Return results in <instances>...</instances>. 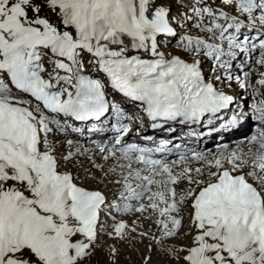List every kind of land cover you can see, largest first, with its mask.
I'll use <instances>...</instances> for the list:
<instances>
[{
	"label": "snow or ice",
	"instance_id": "6c2138e0",
	"mask_svg": "<svg viewBox=\"0 0 264 264\" xmlns=\"http://www.w3.org/2000/svg\"><path fill=\"white\" fill-rule=\"evenodd\" d=\"M256 52L264 67V0H0V264H90L102 235L136 231L117 216L148 212L159 243L180 232L185 210L194 234L177 250L184 264H264V72L248 63ZM244 53L248 70L235 75ZM234 83L251 89L250 115L232 111L240 105L225 88ZM144 117L153 128L220 121L225 131L248 118L254 131L215 153L127 142ZM86 132L114 133L91 141L113 161L98 180L119 185L112 199L72 171L92 152L72 139Z\"/></svg>",
	"mask_w": 264,
	"mask_h": 264
},
{
	"label": "rangeland",
	"instance_id": "374dc122",
	"mask_svg": "<svg viewBox=\"0 0 264 264\" xmlns=\"http://www.w3.org/2000/svg\"><path fill=\"white\" fill-rule=\"evenodd\" d=\"M174 46L175 41H173V48ZM172 50V48L167 49V51ZM255 55H258V52H256ZM245 59L243 60V64L241 66H243V70L247 71L248 67L245 64ZM209 63L210 62L206 60L205 64ZM248 63L255 68H258L260 72H263V67L256 65L254 63L253 57H248ZM207 66V69H209L210 65ZM256 76H258V74L256 72H253L251 77L255 79ZM260 91L264 92L263 89H260ZM250 94L252 95V92ZM253 123L254 122L251 120L248 126V133L251 132ZM61 138L62 137L59 136V140H62ZM76 140L80 141L79 138ZM84 147L89 148L90 146L85 143ZM65 150L66 145L59 146L58 148V151L60 152H63ZM92 152L87 156H81L80 162L75 168H72L74 174L80 173L82 171L81 165L86 168V163L88 162L89 158L90 161L91 158H96L97 155L95 156V153H98V149L94 148ZM105 161L110 162L111 159H102L100 162ZM99 166L103 168L105 165L99 163ZM69 167H71V165H69ZM101 168H95L92 170L90 169V172H88L89 179H85L84 172H81L80 181L88 187H99L100 189H103L109 197H113V194L118 191L119 185H115L108 181H105V183L103 184L98 183L99 178L103 175V173L100 172ZM92 176H95L97 179L92 180ZM188 211L189 210H185L182 213L184 216L183 225L185 227L180 230L182 234H180V236L176 235L175 237L165 239L160 243H157V241L160 240L161 232L153 222L155 217H152L151 219H145V217L149 216V213L146 212L143 215H141L140 213H134L125 215L123 217L117 216V219H123L126 223L129 224L130 227H135L136 231L130 232V234L122 241L111 239L107 235H102L98 242L100 246L97 248V251L91 258L90 264H184L183 256L185 255V253L178 252L177 250L191 245V236L186 235V233L192 231L194 234V230L191 229L189 225ZM106 221L108 222V224H111V217L107 218ZM133 221H135V224H133ZM110 230L111 229H109V231ZM141 232H145L147 234L141 236ZM111 248L116 249L115 255H113L110 251Z\"/></svg>",
	"mask_w": 264,
	"mask_h": 264
},
{
	"label": "bare ground",
	"instance_id": "6f19581e",
	"mask_svg": "<svg viewBox=\"0 0 264 264\" xmlns=\"http://www.w3.org/2000/svg\"><path fill=\"white\" fill-rule=\"evenodd\" d=\"M205 64V63H204ZM208 66H206L205 67V69L208 71ZM232 72H233V74H235V75H241V68L239 67V68H237V67H235V68H233V70H232ZM206 74H207V72H206ZM234 87V86H233ZM129 107V106H128ZM131 111L133 110L132 108L130 109ZM139 122H137L136 124H134V125H137ZM248 129H247V126L243 129V131H247ZM95 134V133H94ZM93 134V135H94ZM91 134H87V133H85V136L83 137V138H81V137H78V136H76V135H72V139H74V140H76V139H80V142H81V144H82V141H84L87 137H89ZM113 136V133H111V132H108V136L106 137V138H111ZM62 138L61 139H64V137L63 136H61ZM106 138H102V137H96V141H98V142H103ZM241 138H243V137H241ZM57 140H59V136L56 138ZM244 141V139H241V140H234V141H231V142H234L235 144L236 143H239V142H243ZM224 142V141H223ZM230 143V142H229ZM222 144H228V143H221V144H218V145H222ZM230 145L229 147L230 148H235L236 147V145ZM92 148L91 149H94L93 147H96V145L94 144V145H92L91 146ZM216 152V150H214L213 151V153H215ZM93 153V152H92ZM97 155V156H96ZM95 156H96V158H91V161L92 160H94L95 161V163L97 164V165H99V163H102V165H105L103 168H101V169H103V171H106L107 169H108V167H110L111 165H112V163H113V161L111 160L110 162H108V161H105V162H100L101 160H102V154H100V152L98 151V153L96 154L95 153ZM89 157V156H88ZM88 157H86V158H88ZM78 160H79V162H80V160H81V157H80V159L78 158ZM110 160V159H109ZM91 161H90V158H89V160H88V162L86 163V168L87 169H95L96 167H93L92 166V163H91ZM106 163H107V166H106ZM197 165L194 163L193 164V167H196ZM100 169V172L101 173H103V171ZM214 170V169H213ZM205 171H207V170H205ZM81 172H84L83 170L81 171ZM80 172V173H81ZM181 187H179L177 190L179 191L180 189H182L183 187H185L186 186V182H184V183H182L181 185H180ZM146 213V212H145ZM148 213V212H147ZM144 217V216H143ZM117 220H119V219H117ZM183 228H185L184 227V225H183V227H182V229ZM181 229V230H182ZM180 234H182V232H179L177 235H179L180 236ZM135 238V237H134ZM160 242H163V241H160ZM159 242V243H160Z\"/></svg>",
	"mask_w": 264,
	"mask_h": 264
}]
</instances>
